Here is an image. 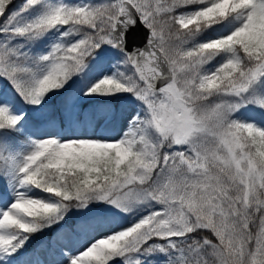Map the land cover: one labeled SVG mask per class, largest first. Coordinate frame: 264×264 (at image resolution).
<instances>
[{
	"label": "snow or ice",
	"instance_id": "6c2138e0",
	"mask_svg": "<svg viewBox=\"0 0 264 264\" xmlns=\"http://www.w3.org/2000/svg\"><path fill=\"white\" fill-rule=\"evenodd\" d=\"M0 264H264V0H0Z\"/></svg>",
	"mask_w": 264,
	"mask_h": 264
}]
</instances>
